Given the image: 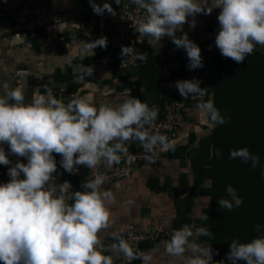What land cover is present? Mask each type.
Segmentation results:
<instances>
[{
    "label": "clouds",
    "instance_id": "obj_1",
    "mask_svg": "<svg viewBox=\"0 0 264 264\" xmlns=\"http://www.w3.org/2000/svg\"><path fill=\"white\" fill-rule=\"evenodd\" d=\"M93 13L105 11L114 14L107 1L97 4L88 0ZM103 2V1H100ZM120 4V0H114ZM142 9L143 17L135 25V32L144 36L151 46L167 36L175 48H182L187 57L186 67L203 66L199 46L182 31L185 22L195 27L198 13L208 15L214 8L218 30L214 44L223 57L236 62L251 54L255 45H264V0H131ZM113 4V3H112ZM86 5V4H85ZM191 18V19H189ZM180 31V35L175 33ZM106 37L82 41L81 59L87 50L106 47ZM211 46H209V49ZM119 55L130 56L143 62L142 53L131 45H121ZM90 70V66H83ZM197 78L172 82L182 97L203 95L204 89ZM0 165H9L8 181L0 183V262L2 264H113V254L125 259H136L141 264L152 260L150 252L135 249L123 238L103 245L100 230L111 221L110 205L115 197L102 184L105 176L97 173L82 181L81 190L70 191L67 180L54 183L56 160L69 173L77 172V165L95 169L103 164L111 168L122 157H129L125 141H138L151 159L159 150H170L174 141L153 129L157 106L128 96L120 103L89 102L87 95L73 93L66 102L55 97L45 86L43 93L34 92L25 100L21 87L9 88L0 83ZM209 110L216 124L226 123V117L210 103L202 105ZM7 145V154L3 145ZM220 155L219 149L216 152ZM10 155L24 157L14 163ZM229 158H239L255 168L260 166L264 177V163L257 153L247 147L229 149ZM21 174L22 177L21 178ZM242 198L231 185H225V195L217 199L220 208L231 210L240 206ZM200 219L207 220L206 213ZM258 235L241 242L232 239L226 253L230 264H264V225H254ZM116 235L115 233L113 234ZM200 236L211 237L205 226L182 224L173 228L165 241V252L179 259L181 264H225L213 261L211 246L197 242ZM114 239V238H113Z\"/></svg>",
    "mask_w": 264,
    "mask_h": 264
},
{
    "label": "crops",
    "instance_id": "obj_2",
    "mask_svg": "<svg viewBox=\"0 0 264 264\" xmlns=\"http://www.w3.org/2000/svg\"><path fill=\"white\" fill-rule=\"evenodd\" d=\"M95 1L117 4L114 0ZM45 2H49L59 11L89 3L88 0H37L36 3L42 5ZM122 2L132 3L131 0H120V4ZM19 7H21L19 0L2 3L0 20L13 18ZM219 11L217 7L208 15L198 13L195 16V27L190 28L187 22L182 26V31L199 46L200 52L208 43L215 45L214 37L219 27L216 17ZM83 17L63 31L53 28L39 31L37 38L13 36L9 40L0 41V83L7 82L9 88L21 87L25 92L26 101L34 92L43 93L47 86L55 97L65 102L75 92L82 96L87 95L89 102L94 105L100 103L116 105L124 100L126 95V98L135 97L151 106L155 95L170 96L177 91L172 82L178 79H171V72L179 70L182 65L176 57L186 59L187 57L182 48L174 47L170 37L165 36L157 46L152 45L155 49L153 53L159 57L158 66L162 69L160 78L164 80L160 82L157 91L147 92L135 85L138 69H124L119 64L118 74L113 77L112 70L108 67L111 51L117 56L121 45H131L127 29L121 24L96 22L92 18ZM175 34L179 36L181 33L178 31ZM101 36L106 37V47L96 46L92 51L89 48L86 56L81 59L82 41H94ZM86 59L92 60L90 64L88 63L92 71L87 72V75L93 78L91 80L83 76L82 65ZM202 63L203 66L212 67L214 64L212 54L208 52L202 55ZM212 98V96L209 98L211 102ZM208 103L204 101V104ZM208 111L202 106H189L186 122L173 148L189 147L191 151L198 147L201 141L211 136L214 126L208 117ZM192 137L195 139L193 144L190 143ZM3 147L7 154V145ZM165 155L166 152H163L151 163L139 167L130 180L110 183L104 181L102 184L103 188L113 191L115 200L110 205L112 222L100 230V242L109 240L110 236L114 239L119 238L126 232L127 227H159L162 229L160 240L152 248L144 250L151 253L152 260L149 264H181L179 259L169 257L165 252V241L173 228L186 224V220L200 219L204 213L207 215L211 206L210 197L195 193L194 183L200 175L199 171L193 168L191 158L172 159ZM13 156L10 155L9 159L14 163L17 159ZM60 159V154L55 155L57 167L52 175L56 177L54 181L56 184L64 181ZM3 167L7 168L9 165ZM76 167L77 171L87 168L83 165ZM107 170L103 164L95 169L88 168L85 179L80 181L78 187L69 182V192L83 191V180L92 179L95 174L105 173ZM151 179L158 180L160 186L165 187L164 190L160 193L151 191L148 188ZM176 189L183 191L179 207L175 203ZM190 226L194 227L193 224ZM197 242L209 246L201 240V236L197 238Z\"/></svg>",
    "mask_w": 264,
    "mask_h": 264
},
{
    "label": "trees",
    "instance_id": "obj_3",
    "mask_svg": "<svg viewBox=\"0 0 264 264\" xmlns=\"http://www.w3.org/2000/svg\"><path fill=\"white\" fill-rule=\"evenodd\" d=\"M109 3L112 5L111 2ZM125 3L132 5L130 2H122L121 5ZM85 17L91 18L87 14L83 18ZM154 50L148 43L143 45L144 63L136 67L138 77L135 85L147 92L157 91L163 79L160 78L162 69L158 66L159 57L153 53ZM208 52L214 57L211 69L202 66L189 70L186 67L187 59L176 57L182 65L179 70L171 72V79H199V86L205 88L204 94L197 95L198 98L195 100L190 99L188 105L202 106L204 101L208 102L212 96V105L226 117V123H214L209 112V119L214 126L211 136L201 141L197 149L190 151L189 147H172L166 150L165 156L181 160L190 157L193 168L199 171L200 176L195 180L194 190L201 196L211 198V206L207 211L208 219L186 220V224L207 227L212 236H201V240L211 246L213 261L224 260L225 264H230L226 256L230 241L234 238L241 242L247 241L258 235L254 225H264V177L260 174L259 164L253 168L249 163L242 162L239 158H229L228 155L229 149L247 147L250 152L259 155L260 163H264V45H255L252 53L246 55L240 62L223 57L216 46L209 43L200 54L202 56ZM127 57L114 56L111 51L108 67L112 70L113 77L117 76V67ZM91 61L86 59L83 65L89 66L88 63L90 64ZM87 72L83 70V76L89 80L93 79L87 75ZM180 96L178 91L170 96L155 95L153 105L157 106V113L162 112L165 103L177 100ZM194 142L195 139L192 137L190 143ZM217 149L220 151L219 156L216 154ZM57 154L52 155L55 158ZM13 157L26 162L24 157L15 155ZM6 170V167L0 165V183L10 179ZM87 170L88 168H83L74 174L64 170L63 179L78 187L80 181L85 179ZM207 182L211 183L209 187L206 185ZM227 184H231L242 198L241 205L231 210L220 208L217 204V199L225 195ZM148 188L160 193L165 187L160 186L158 180L151 179ZM182 192L176 189L177 207L180 205ZM159 240V237L148 238L140 243L139 249L141 251L150 249ZM140 263L141 261L136 258L134 264ZM238 264L244 262L239 261Z\"/></svg>",
    "mask_w": 264,
    "mask_h": 264
},
{
    "label": "built area",
    "instance_id": "obj_4",
    "mask_svg": "<svg viewBox=\"0 0 264 264\" xmlns=\"http://www.w3.org/2000/svg\"><path fill=\"white\" fill-rule=\"evenodd\" d=\"M8 0H0V5ZM37 0H19V11L13 18L0 20V41L9 40L13 36H22L25 38H37L39 31L59 28L61 31L67 29L69 25L80 20L83 16L90 15L95 21L102 23H114L123 25L128 31V37L132 41L134 51L143 53V45L147 43L144 36H140L135 32V25L143 17L144 12L135 5L128 4H112L114 14L105 11L102 15L93 13L89 4L74 6L64 11L56 10L49 2L37 5ZM102 4L107 1H95ZM144 63L139 59L136 62L128 56L123 59L120 66L124 69H134ZM128 93V92H127ZM126 98V95L124 96ZM197 95H189L188 97L180 96L177 100L165 103L162 106V112L157 113L156 119L153 121V129L164 134L168 139L174 141V145L181 135L184 123L186 122L187 112L189 109L188 101L197 99ZM128 149L129 157H122L119 164H113L105 173V181L121 182L130 180L133 173L141 166L151 163L153 159L161 155L166 150H157L151 159L146 158L144 150L138 141H125ZM153 232L154 234L156 233ZM119 238L126 240L133 248L139 249L140 243L148 238H152V233L145 234V237L131 230ZM115 239L105 240L104 245L114 242ZM140 250V249H139ZM113 264H134L136 259H125L120 254H113Z\"/></svg>",
    "mask_w": 264,
    "mask_h": 264
},
{
    "label": "rangeland",
    "instance_id": "obj_5",
    "mask_svg": "<svg viewBox=\"0 0 264 264\" xmlns=\"http://www.w3.org/2000/svg\"><path fill=\"white\" fill-rule=\"evenodd\" d=\"M94 20H96V19H94ZM206 66V68L207 69H211V67L210 66H208V65H205ZM208 102H210L211 103V105L213 104V98H212V102L210 101V100H208ZM207 102V103H208ZM208 114H209V111H208ZM208 117H209V115H208ZM198 147H196V149H197ZM193 149H195V148H193ZM206 185L209 187L210 185H211V183L210 182H207L206 183ZM209 210V209H208ZM131 228V230H133V231H135V232H137L139 235H142V237L144 236L145 237V234L148 236V234H151L152 233V238L151 239H155V238H157V237H161V235H162V229H160L159 227L157 228V227H127V229H126V231H128L129 229ZM157 230V234H154L153 232H155ZM126 233V232H125ZM124 233V234H125ZM123 234V235H124ZM122 235V236H123ZM121 235H120V237H122ZM112 236H110V238H109V240L110 239H112L111 238ZM114 237H116V236H114ZM107 240V239H106ZM105 241V240H104ZM104 241L103 242H101V244H103L104 245Z\"/></svg>",
    "mask_w": 264,
    "mask_h": 264
}]
</instances>
